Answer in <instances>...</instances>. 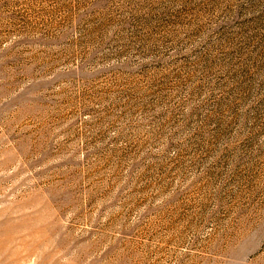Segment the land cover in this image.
<instances>
[{
	"label": "rangeland",
	"instance_id": "rangeland-1",
	"mask_svg": "<svg viewBox=\"0 0 264 264\" xmlns=\"http://www.w3.org/2000/svg\"><path fill=\"white\" fill-rule=\"evenodd\" d=\"M0 264H264V0H0Z\"/></svg>",
	"mask_w": 264,
	"mask_h": 264
}]
</instances>
